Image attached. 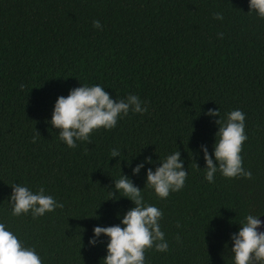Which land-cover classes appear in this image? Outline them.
<instances>
[{"label":"trees","instance_id":"16d2710c","mask_svg":"<svg viewBox=\"0 0 264 264\" xmlns=\"http://www.w3.org/2000/svg\"><path fill=\"white\" fill-rule=\"evenodd\" d=\"M247 11V0H0V222L43 264H100L103 245H88L93 226L117 224L134 206L105 200L120 168L143 188L144 169L133 176L131 167L176 149L184 187L162 200L142 189L162 210L169 243L147 249L145 264H232L229 234L246 214H264V20ZM80 83L136 94L148 111L68 148L47 121L56 97ZM216 108L245 114L240 155L251 179L204 180L199 145L211 154L217 126L205 113ZM114 147L122 154L110 159ZM13 181L43 186L63 208L11 216Z\"/></svg>","mask_w":264,"mask_h":264},{"label":"clouds","instance_id":"9594fccd","mask_svg":"<svg viewBox=\"0 0 264 264\" xmlns=\"http://www.w3.org/2000/svg\"><path fill=\"white\" fill-rule=\"evenodd\" d=\"M247 2V12H255L259 19L264 20V0ZM212 15L216 20L223 19L220 12ZM92 26L95 29L102 27L100 21L95 19ZM218 35L222 36V33ZM142 104L144 102L136 94L116 98L100 84L80 83V86L69 89L66 96L56 97L47 123L58 130L61 142L68 148H75L77 142H90L92 132L100 128H115L118 120L128 116L130 112H147V105ZM205 115L217 126V130L211 154L207 145H199V152L203 153L204 180L213 183L217 173L226 179H251L252 173L243 167L240 155L242 142L247 140L244 112L237 108L221 115L216 108L208 109ZM33 140L35 141V137ZM121 154L119 147L110 149V159L120 158ZM117 160L120 163V159ZM127 163L130 164L131 161ZM145 165L153 167L146 168ZM141 169H144L143 188L151 189L156 198L161 200L166 199L170 193L180 191L188 174L178 149L167 153L163 159L157 156L155 161L151 156H145L131 167V174L139 175ZM10 187L7 203L13 217L28 215L37 219L64 206L47 194L43 186L33 191L25 184L13 181ZM143 188L136 186L128 175L122 174L121 168L119 178L113 179V190L108 191V198L105 200L112 199L116 202L123 197L134 206L122 214L117 213V224L93 226L88 245H103L105 255L100 259V264H145L147 249L157 252L169 250V243L160 226L163 212L155 204L145 201ZM261 215L264 214H246L238 223L237 231L229 234L231 247L227 248L231 253L232 264H264V222L259 219ZM225 245H228V241ZM0 264H43V260L36 249L26 245L7 223L0 222Z\"/></svg>","mask_w":264,"mask_h":264},{"label":"water","instance_id":"95a60500","mask_svg":"<svg viewBox=\"0 0 264 264\" xmlns=\"http://www.w3.org/2000/svg\"><path fill=\"white\" fill-rule=\"evenodd\" d=\"M259 219L264 222V216H260Z\"/></svg>","mask_w":264,"mask_h":264}]
</instances>
